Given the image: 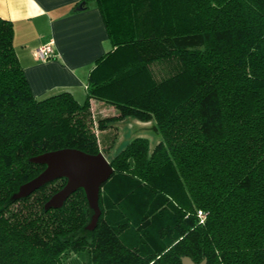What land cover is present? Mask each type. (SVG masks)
<instances>
[{
    "label": "trees",
    "instance_id": "obj_1",
    "mask_svg": "<svg viewBox=\"0 0 264 264\" xmlns=\"http://www.w3.org/2000/svg\"><path fill=\"white\" fill-rule=\"evenodd\" d=\"M96 2L111 47L82 101L32 94L0 16V264H264V0ZM128 116L153 119L157 141L106 155L99 133ZM62 147L113 168L91 230L82 189L44 209L63 177L11 198L44 168L29 158Z\"/></svg>",
    "mask_w": 264,
    "mask_h": 264
},
{
    "label": "crops",
    "instance_id": "obj_2",
    "mask_svg": "<svg viewBox=\"0 0 264 264\" xmlns=\"http://www.w3.org/2000/svg\"><path fill=\"white\" fill-rule=\"evenodd\" d=\"M0 0V16L11 20L13 46L32 94L41 98L69 90L82 101L91 66L111 47L96 0ZM50 42L55 54L38 59L36 47ZM101 100H91L94 115L113 111ZM125 117L117 120L122 121ZM144 128L147 121L135 118Z\"/></svg>",
    "mask_w": 264,
    "mask_h": 264
},
{
    "label": "water",
    "instance_id": "obj_3",
    "mask_svg": "<svg viewBox=\"0 0 264 264\" xmlns=\"http://www.w3.org/2000/svg\"><path fill=\"white\" fill-rule=\"evenodd\" d=\"M84 7L85 0H82L77 9ZM29 160L43 164L44 168L37 175L22 183L11 198L17 199L26 196L46 183L63 177L66 179L65 184L46 200L44 209L60 207L69 194L77 189H82L88 206L92 210L90 220L85 228L93 229L100 215L98 199L101 185L113 172L106 156L100 151L89 153L78 148L62 147L37 154L30 157ZM181 264H206V259L203 258L199 262H195L189 256L183 255Z\"/></svg>",
    "mask_w": 264,
    "mask_h": 264
},
{
    "label": "rangeland",
    "instance_id": "obj_4",
    "mask_svg": "<svg viewBox=\"0 0 264 264\" xmlns=\"http://www.w3.org/2000/svg\"><path fill=\"white\" fill-rule=\"evenodd\" d=\"M109 105L113 108L111 104ZM134 120L135 118L132 116L125 117L124 119H122V121L115 122L116 128L107 127L104 131L99 133V145L100 147H102V149L104 145L110 143V138L114 136L112 146L108 152L106 151V155H113L120 148H122L132 137L136 135L145 136L148 139L150 146H152L157 141L159 134L155 130L153 119L144 123L146 127L148 126L147 129L135 124Z\"/></svg>",
    "mask_w": 264,
    "mask_h": 264
},
{
    "label": "built area",
    "instance_id": "obj_5",
    "mask_svg": "<svg viewBox=\"0 0 264 264\" xmlns=\"http://www.w3.org/2000/svg\"><path fill=\"white\" fill-rule=\"evenodd\" d=\"M34 54L38 59H45L55 54L53 46L50 42L42 44L35 48Z\"/></svg>",
    "mask_w": 264,
    "mask_h": 264
},
{
    "label": "bare ground",
    "instance_id": "obj_6",
    "mask_svg": "<svg viewBox=\"0 0 264 264\" xmlns=\"http://www.w3.org/2000/svg\"><path fill=\"white\" fill-rule=\"evenodd\" d=\"M148 124V123H147ZM143 136V135H142ZM123 139V138H122Z\"/></svg>",
    "mask_w": 264,
    "mask_h": 264
}]
</instances>
